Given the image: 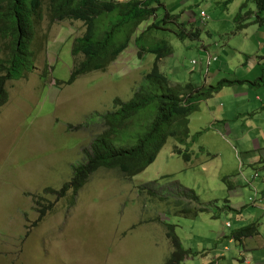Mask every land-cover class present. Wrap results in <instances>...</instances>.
I'll return each instance as SVG.
<instances>
[{"label": "rangeland", "instance_id": "374dc122", "mask_svg": "<svg viewBox=\"0 0 264 264\" xmlns=\"http://www.w3.org/2000/svg\"><path fill=\"white\" fill-rule=\"evenodd\" d=\"M148 1L156 7L149 24L166 14L171 16L165 28L141 37L147 44L167 40L172 52L158 64L172 85L184 81L201 84L207 74L202 47L214 50L218 45L235 55V60L245 54L262 64L251 71L259 75H250L247 81L232 80V85L243 82L264 89V82H253L264 67V19L254 21L257 16L264 18L258 0ZM202 10L205 17L200 15ZM42 13L27 43L33 52L32 67L19 77L13 73L4 80L0 264H165L173 249L167 224L173 225L172 233L188 251L179 264L213 260L244 264L242 245L229 238L232 231L251 223L264 235V147L247 151L248 139L238 138L247 135L242 126L246 118L260 120L258 113L243 112L248 108L245 101L233 98L240 85L224 86L208 98L212 109H222L227 118L213 120L198 110L190 114L188 143L168 137L154 161L140 173L127 177L101 167L77 193L68 190L58 198L45 189H59L72 176L74 166L86 160L91 141L105 128L100 116L113 110L115 97L127 100L132 96L151 69L154 54L139 52L132 36L128 47L105 69L81 74L67 83L74 66L83 59L71 48L85 26L78 20L51 22L45 6ZM142 27L140 24L136 33ZM181 29L198 30L199 37H178ZM123 34L121 29L114 41ZM6 42L0 38V62L10 51ZM232 76L238 75L222 72L210 84ZM226 123L232 131L224 128ZM257 126L264 133V122ZM131 133L135 135L129 129ZM130 140L135 142L134 137ZM176 146L181 152L174 151ZM185 149L191 154L188 162L182 154ZM154 181L158 197L137 192L139 185ZM163 195L165 199L160 200ZM201 205L206 209L198 210ZM259 250H245L257 252L254 258L252 253L244 254L256 260L262 256Z\"/></svg>", "mask_w": 264, "mask_h": 264}, {"label": "trees", "instance_id": "16d2710c", "mask_svg": "<svg viewBox=\"0 0 264 264\" xmlns=\"http://www.w3.org/2000/svg\"><path fill=\"white\" fill-rule=\"evenodd\" d=\"M258 2L259 7L264 8V0ZM43 6L51 22L78 20L85 26L83 35L76 38L71 48L74 55L80 53L83 59L74 66L67 83L81 74L105 69L128 47L132 36L133 43L140 48L139 52L154 54L151 69L145 73L132 96L127 100L115 97L113 110L100 116L105 128L91 141L86 160L74 166L72 176L59 189H45L58 198L68 190L77 193L88 176L101 167L116 169L127 177L140 173L154 161L168 137L179 144L188 143L190 114L199 109L200 101L212 97L224 85L232 83V80L223 79L215 85H198L192 81L172 85L158 64L161 58L172 52L167 40L160 38L154 40L156 43L147 44L145 42L148 41L142 38L151 36L154 29L165 28L163 25L171 16L166 14L149 24L147 20L156 7H151L148 0H0V38L7 40L6 46L10 50L0 62V105L7 98L4 80L13 73L19 77L32 67L33 52L27 43L33 37L35 23L43 15ZM140 24H143L141 32L136 33ZM121 29L124 34L120 40L114 41V35ZM177 36L198 38L199 32L181 29ZM2 71L5 75L1 74ZM258 81L264 82V67ZM149 115L152 117L148 120ZM129 129L134 130L135 135L128 134ZM129 136L135 138L134 143ZM125 140L131 142L130 145L124 144ZM174 151L181 152L177 146ZM182 154L188 162L191 157L189 151L185 149ZM155 182L139 185L137 192L158 197ZM159 199L164 200L165 196ZM205 209L203 205L198 207L200 211ZM192 215H196V211ZM41 217L40 214L38 218ZM167 228L173 249L165 264H179L188 256V251L183 249L172 233L173 225L167 224ZM257 230L253 223L243 225L232 231L231 238L240 242L257 233Z\"/></svg>", "mask_w": 264, "mask_h": 264}, {"label": "crops", "instance_id": "0c3cea01", "mask_svg": "<svg viewBox=\"0 0 264 264\" xmlns=\"http://www.w3.org/2000/svg\"><path fill=\"white\" fill-rule=\"evenodd\" d=\"M262 9H264V8H262ZM254 21L262 23L263 18L260 16H257ZM202 49L205 51V53H204L205 60H206V51L209 53H212L213 55H216L217 58L214 61H212L210 63V65L207 67V70H206L207 74L206 75L204 74V78L202 80L201 85L202 84L203 85H211L210 82H213V79H216L217 77H219L220 74H222V72L230 71L233 75H238V76H232L231 78L229 77V78H225V79H227V80H239V81L250 80V78H249L250 75H259V72H256V73L253 72L254 74H251V71H254L257 67L260 69L262 66V64L259 65L257 63V61L254 57H247L245 54H241L235 60L234 59V57H236L235 55L231 56L229 54V52H226L223 47H218V45H216L214 47V50H211L210 48L206 47L205 45L202 47ZM205 60H204V64H205ZM213 66H215L216 68L212 69ZM231 66L236 68L235 69L236 72H235V70H233V71L231 70ZM205 67H206V65H205ZM237 69H239L238 72H237ZM259 77H258V79H259ZM223 79L224 78L219 79L218 81L223 80ZM257 81L255 80L253 82L256 83ZM174 83H176V82H174ZM193 83L198 84L196 82H193ZM237 85H240V89L234 91L233 98L240 99L241 102H243V101L246 102V105L248 108H246L245 111L243 110V112L248 114L249 111H253L254 113H258L256 115H259V117H260V120H257L256 118H254V119H256V122L250 117L246 118L245 121L242 123V126L244 127V129H246L247 135L242 134L238 138H239V140H244L246 138L248 139L249 143L247 146V151L262 149V147H264V133L260 129V127L257 125H261L264 122V89H262V90L253 89L251 87H247L246 84H243V82L238 83V84H233V85L230 83L228 86H234L235 87ZM224 86H227V85H224ZM218 91L219 92L222 91V88ZM210 100H212V99H210ZM210 100L209 99L204 100V102H205L204 104H203V101H200L201 103H199L198 111L205 112L204 115L207 116V114H208L209 117L213 120L216 119L217 117H219L220 119L227 118L228 115H225V112L222 109H212ZM253 102H256V103H253ZM255 123H257V125H255ZM224 128L227 131L233 130L229 126L228 123L225 124ZM248 133L253 134V136L249 135ZM251 136H252V138L250 139ZM262 198L264 199V191H262ZM232 240H234V239L229 238V241H232ZM237 243L242 245V248L244 249V253H246V254H248L247 252H249V251L246 252L245 250H248L249 248H250V250L253 248H259L260 249L258 251V254H260L262 256H259L256 260L255 259L250 260L251 257H249L246 254L241 252L242 257H243L242 260L244 261V264H252V263L253 264H264V235H262V233L259 232V230L254 235L243 238L240 242L237 241ZM255 243H257L256 246H254ZM252 246H254V247H252ZM251 253H249V254L252 255V258H254L253 254H256L257 252L253 251ZM245 256H247V257H245ZM246 258H249V260L246 261ZM214 262L215 261L213 260V263ZM214 264H219V263H214Z\"/></svg>", "mask_w": 264, "mask_h": 264}, {"label": "built area", "instance_id": "2783aa9c", "mask_svg": "<svg viewBox=\"0 0 264 264\" xmlns=\"http://www.w3.org/2000/svg\"><path fill=\"white\" fill-rule=\"evenodd\" d=\"M200 15L202 17H205L206 16V14H205V12L203 10L200 12ZM216 58H217L216 55H213L212 53H209V52L206 51V60H205L206 70H207V67L210 65V63L212 61H214ZM192 63H195V61L193 60ZM254 176H258V174L255 173ZM227 225L229 226V223H227Z\"/></svg>", "mask_w": 264, "mask_h": 264}]
</instances>
